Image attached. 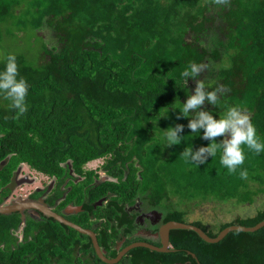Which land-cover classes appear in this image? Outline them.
Instances as JSON below:
<instances>
[{"label": "trees", "instance_id": "16d2710c", "mask_svg": "<svg viewBox=\"0 0 264 264\" xmlns=\"http://www.w3.org/2000/svg\"><path fill=\"white\" fill-rule=\"evenodd\" d=\"M5 27L13 30L12 39L31 35L39 43L33 58L12 48L0 58L3 69L7 55H14L28 84L27 110L19 117L0 96V162L10 156L0 171L5 180L24 163L59 179L71 165L90 182L99 174L85 167L104 160L102 171L117 181L94 187L92 201L148 194L157 205L172 204V219L182 223L207 204L260 205L254 215L223 223L219 231L191 223L212 238L232 225L264 221V152L242 146L246 158L234 173L220 164L219 153L197 167L182 151L209 141L192 136L178 112L170 110L157 122L163 107L185 101L181 89H194V81L180 76L191 61L204 65L196 79L206 90L219 89L218 103L202 109L222 116L238 107L264 139V0H0V46ZM44 29L49 38L39 35ZM177 123L185 125L181 143L162 148L160 130ZM90 210L99 226L109 224L107 207ZM73 219L84 226L83 215ZM20 222L0 216V264H84L87 236L55 220L28 219L20 242L14 235ZM171 242L179 252H135L146 264H197L192 254L201 264H264V228L231 232L217 244L194 231L174 230Z\"/></svg>", "mask_w": 264, "mask_h": 264}, {"label": "flooded vegetation", "instance_id": "af4514ba", "mask_svg": "<svg viewBox=\"0 0 264 264\" xmlns=\"http://www.w3.org/2000/svg\"><path fill=\"white\" fill-rule=\"evenodd\" d=\"M9 161L10 156L0 162V171L8 165ZM25 165L24 163L20 164L12 172L8 181L0 176V208L16 207V210H13L10 214L0 213V216L20 218L21 224L17 231H14V235L20 242L24 240V229L28 223V219H35L40 222H44L45 220L59 222L48 216L45 210L55 212L76 225L78 224L73 221V217L83 215L84 226H78L95 233L101 252L107 260L114 261L119 257L118 262L114 264H146L145 258L144 260L140 259L135 251L141 248L151 252L157 251L142 246L130 248L140 243H145L156 248H163L161 229L170 222H180L172 219V204L165 201L163 205H157L155 199L148 194L144 198L138 196L126 200H116L113 199L114 197L110 199L107 195H104L100 199L92 201L91 194L94 187L98 188V184L107 181H117L106 173L93 177L89 182L90 179L86 175L81 176L76 174L70 165L68 176L66 175L61 179L56 177L51 178L38 172L44 175L46 181H37L36 177L30 178L26 175L28 173L25 172ZM99 168L101 167L97 169H90L89 167L86 170L98 173ZM24 184L31 185L33 189L24 193ZM75 194H78L80 198H74L75 200H70L69 203L65 204ZM92 206L93 208H108L112 217L105 220V222L109 220V224H106V227L105 225L99 226L101 222L94 220L90 210ZM189 222L185 224H191L195 221L189 219ZM172 231L174 230L170 231V252L157 253L170 254L172 252H179L178 249H174L172 246ZM18 232H21V236L18 235ZM85 236L90 239L91 246L87 247V252L83 253L82 260L84 264H98V260L102 261L103 264H109L97 254L92 238L88 235ZM192 255L196 259L197 264H201L196 255ZM141 256L143 257L144 255L141 254ZM174 264H192V261L186 259L184 261H175Z\"/></svg>", "mask_w": 264, "mask_h": 264}, {"label": "clouds", "instance_id": "9594fccd", "mask_svg": "<svg viewBox=\"0 0 264 264\" xmlns=\"http://www.w3.org/2000/svg\"><path fill=\"white\" fill-rule=\"evenodd\" d=\"M203 69V64L191 61L188 63L180 76L187 83L189 80L194 81V89H181L185 92V101L183 103L180 100L178 103L174 101L173 107H163L164 111L158 112L157 122L161 118L167 119L170 110L178 112L177 120H188L187 128L193 134L192 136L209 141L206 146L195 150L192 145L186 146L182 151L184 159L199 167L204 165L209 157L213 158L219 153L220 164L227 169L228 173H234L246 158L242 146L259 155L264 152V139L258 136L250 116L238 107H228L222 116L202 109L206 103L212 107L218 103L219 91V89L207 91L205 84L196 79ZM18 77L16 57L8 54L3 69H0V96L10 101V107L17 110V117L27 110L28 93L27 81L23 77ZM184 128L185 125L177 123L166 130H160V146L168 148L180 144L184 137L181 135ZM217 137H223V139L217 142ZM239 175L244 179L247 177V172L240 171Z\"/></svg>", "mask_w": 264, "mask_h": 264}, {"label": "rangeland", "instance_id": "374dc122", "mask_svg": "<svg viewBox=\"0 0 264 264\" xmlns=\"http://www.w3.org/2000/svg\"><path fill=\"white\" fill-rule=\"evenodd\" d=\"M7 28L3 29L1 33V37L4 41V45L0 46V58L4 56L5 51H9V48L14 49V52L17 53H24L27 52L32 55V58L35 57V54L38 53L39 43H35V39L32 40V36L29 35L25 38V40H19L18 37H14L12 39V29L6 30ZM51 31V30H50ZM10 35H9V34ZM39 35L49 38L50 33L48 29H44L39 32ZM104 164V160H95L90 162L86 168L89 169H97L98 167ZM25 172L27 176L30 178H37L39 180L46 181L44 175L39 174L38 172L30 169L28 166L25 165ZM99 175H104V172L101 168L98 169ZM24 193L25 191L29 192L33 188L29 184H24ZM260 207L259 204H255L253 206L249 205H235L234 202H230L228 204H223L222 206H216L214 204H207L198 208L194 211L193 214L190 216L191 221H202L208 227H213L217 231L220 230L221 224L223 223H230L236 220L237 218L241 217H249L254 215L258 208ZM18 235L21 236V232H18Z\"/></svg>", "mask_w": 264, "mask_h": 264}, {"label": "water", "instance_id": "95a60500", "mask_svg": "<svg viewBox=\"0 0 264 264\" xmlns=\"http://www.w3.org/2000/svg\"><path fill=\"white\" fill-rule=\"evenodd\" d=\"M13 210H16V207H7V208H0V213L2 214H10ZM46 214L54 219H56L57 221H59L60 223H63L73 229H75L76 231H78L81 234H85L88 235L92 238L93 240V244L94 247L97 251V254L101 257V259H103L105 262L109 263V264H114L116 262H118L119 257L114 260V261H110L107 260V258L105 256H103L101 249H100V245L98 243V239L95 235L94 232L90 231V230H85L82 227L66 220L63 216L52 212V211H47L45 210ZM262 228H264V221L259 223L258 225L254 226V227H245V226H241V225H232L230 227H227L226 229L222 230L219 235L216 238H212L210 237L204 230H202L201 228L192 225V224H185V223H180V222H170L168 223L166 226H164L161 229V236H162V240H163V248H156L154 246L145 244V243H140L137 244L135 246H132L130 249L137 247V246H142V247H148L152 250H156L157 252H170L169 250V239H170V231L171 230H190V231H194L196 232L201 239H203L205 242L209 243V244H217L219 242H221L222 240H224L231 232H235V231H239V232H245V233H255L259 230H261Z\"/></svg>", "mask_w": 264, "mask_h": 264}]
</instances>
